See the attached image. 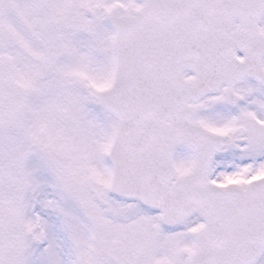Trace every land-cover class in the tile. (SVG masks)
<instances>
[{
    "label": "water",
    "instance_id": "1",
    "mask_svg": "<svg viewBox=\"0 0 264 264\" xmlns=\"http://www.w3.org/2000/svg\"><path fill=\"white\" fill-rule=\"evenodd\" d=\"M143 1L147 10L137 19L119 15L111 20L117 33L119 73L116 85L101 102V108L120 124L109 156L114 170L111 194L158 213L169 230L184 228L192 217L199 215L205 227L194 234L195 254L189 264H257L264 255V181L246 194L213 185L209 171L219 148L191 125L190 111L185 106L196 95L214 93L225 84L240 81L247 74L245 64L248 69L256 64L260 70L264 43L259 26L264 0H203L211 5V11L188 18L184 14L180 20L176 14L172 16L171 0ZM205 19H212L213 23ZM238 19L247 38L245 45L237 42ZM185 33L190 34V41L204 36L219 37L215 39L224 45H218L212 60L223 64V68L212 74L210 65H205L206 59L197 60V51L187 50L181 43ZM221 47L228 49V53L220 54ZM238 52L246 56L243 65ZM159 56L164 61L169 59V66L158 65ZM185 70L194 73L195 82L183 81ZM159 101L164 103L160 108ZM167 108L177 118L182 113L183 126L189 132L184 139L178 138L182 129L171 118L163 119L161 113ZM21 111V99L12 95L10 75L0 69V127L10 124ZM183 147L195 152L198 162L192 175L174 183L177 176L173 158ZM151 163L155 167L148 177L150 170L146 166ZM257 222L263 230L260 248L255 249L253 256L249 252L235 258L233 254L238 249L233 248L253 240ZM244 233L245 238L240 236Z\"/></svg>",
    "mask_w": 264,
    "mask_h": 264
},
{
    "label": "rangeland",
    "instance_id": "2",
    "mask_svg": "<svg viewBox=\"0 0 264 264\" xmlns=\"http://www.w3.org/2000/svg\"><path fill=\"white\" fill-rule=\"evenodd\" d=\"M28 1L33 2H29L26 11L35 14V0H25V3ZM44 1L51 6L48 0ZM12 2L8 4V14L15 13L18 19L21 18L7 20L16 44L9 53L2 52L0 57L8 56L14 82L23 88L27 109L22 124L29 128L25 135L19 133L22 136L14 141L10 137L8 142L5 138L0 139V264H100V251L106 250L105 246L132 248L135 242L141 249L147 247L152 251L147 259L138 260L135 256L136 264H158L154 260L164 255L166 257H160V264L169 259L170 264H185L193 252L191 233L202 224L194 219L181 236L159 234L162 235L159 241L155 237L158 231L155 229L158 227L156 217L145 214L137 206L107 199L109 169L104 165L102 155L107 151L116 123L100 113L98 107L94 108L91 99H84V95L77 99L82 89L76 80L62 83L53 81L52 76L46 81L37 80L40 70H35L34 17L26 15L22 19L18 11L20 7L13 6L16 0ZM115 3L125 4L128 15L140 8L135 0H102L101 3L96 0L90 7L93 16L103 17ZM19 5L22 7L23 3ZM90 30L92 32L88 33L86 40L83 39L80 47L85 61L83 73L91 79L87 81L90 84L84 86L106 89L113 69L112 37L100 24ZM100 31L104 34L102 58L93 48L101 46ZM77 73L81 74L77 69L72 70L73 75ZM54 114L56 116L52 117ZM64 115L69 117L68 121L62 118ZM221 117L223 120L224 115H216L214 121L206 113L202 121H208L206 125L215 131H224L229 123H223ZM17 128L18 124L14 129ZM29 145L35 146V155L27 158L29 163L26 166L21 163V158L31 151ZM31 152L34 153V147ZM42 154L44 159L41 161ZM192 161L193 155L187 151L178 156L181 176L191 171ZM61 217L66 220L64 230ZM125 225L130 226L129 236ZM96 228L101 235L104 234L103 244L98 246ZM126 239L129 242L124 243ZM115 249L120 253L117 257L130 258L125 249ZM125 261L118 259L112 264H125Z\"/></svg>",
    "mask_w": 264,
    "mask_h": 264
},
{
    "label": "flooded vegetation",
    "instance_id": "3",
    "mask_svg": "<svg viewBox=\"0 0 264 264\" xmlns=\"http://www.w3.org/2000/svg\"><path fill=\"white\" fill-rule=\"evenodd\" d=\"M233 93L237 98L235 106L228 105L215 110V97L200 102L195 122L213 130L206 125L208 121H202V118L208 113L216 121V115H224L221 120L225 124L229 123V127L216 132L227 136L226 149L219 160L221 163L215 165L211 176L218 183L247 187L250 182L264 176V85L244 81L235 86ZM222 127L226 128V125Z\"/></svg>",
    "mask_w": 264,
    "mask_h": 264
},
{
    "label": "bare ground",
    "instance_id": "4",
    "mask_svg": "<svg viewBox=\"0 0 264 264\" xmlns=\"http://www.w3.org/2000/svg\"><path fill=\"white\" fill-rule=\"evenodd\" d=\"M219 4V3H218ZM171 6L173 7L174 11L172 13V16H174V14H176L178 20L182 19L183 18V15L185 17H190V16H198L201 11H211V5L203 0H171ZM214 7V6H213ZM185 10V13H182L181 10ZM252 10L255 11V8L252 7ZM213 20L212 19H205V22L207 23H213L212 22ZM185 40L183 37V41L181 42L182 44H184L185 48H191V49H194L195 51H197V57L196 59L199 60L200 57H204L206 59V63L205 65H210L211 67V71H212V74L213 73H217L220 69L223 68V64H220L219 62L215 61V60H212V56H216V54L218 53L217 52V49H218V45H224V42L223 41H218L216 39H219V37H211V36H204L202 37L200 40H195V41H190L188 37H190V34L189 33H185L183 34ZM198 37V35L196 36ZM174 41H177L179 42L176 38ZM172 42V39L170 41H168L167 43L168 44H171ZM167 43L164 44V46L167 47ZM219 43V44H218ZM154 46H157L158 44H153ZM188 50V49H187ZM228 49H225L224 47H221V52L220 54H224V53H228L227 51ZM158 59H161V56L158 57ZM168 62H169V59H167L166 61H164L163 59L157 61L156 63L160 66L164 65V63L168 65ZM168 102V101H165V103ZM164 103L162 101H159V103L157 104V107H161L163 106ZM161 114H164L165 117L164 118H171V120L177 125L178 128L182 129V131H180L177 136L179 139H184L186 136H188L189 134H186V133H189L186 128L183 126V115L182 113H178V117L180 118H177V116L174 115L173 112H171V109L170 108H167L166 111L162 112ZM161 117V116H160ZM191 123V122H190ZM189 123V124H190ZM159 162H156V167L158 165ZM155 167V164L151 163L150 165L147 164L146 168L148 170H150L148 173V177L151 175V171L153 170V168ZM147 177V175H146ZM246 210H249V209H246ZM256 227V233L253 234V240H251V242L249 244L245 243L244 245H240L239 247H234V251L236 250V248L238 249L237 251H233L234 254L233 256H235V258L237 257H244L246 256L249 252H251V256H253L255 254V249L256 251H258V249L260 248L261 246V242L263 240V230H262V226H259L258 225V222L257 224L255 225ZM241 229H243L242 227H240ZM246 235L245 233L240 235V236H243L245 238ZM249 239V238H248ZM246 240L247 242H249V240Z\"/></svg>",
    "mask_w": 264,
    "mask_h": 264
}]
</instances>
